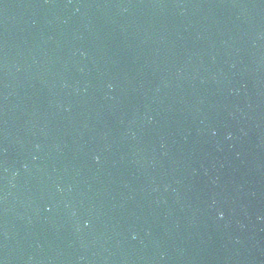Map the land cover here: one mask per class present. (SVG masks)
<instances>
[{
	"label": "water",
	"instance_id": "95a60500",
	"mask_svg": "<svg viewBox=\"0 0 264 264\" xmlns=\"http://www.w3.org/2000/svg\"><path fill=\"white\" fill-rule=\"evenodd\" d=\"M0 264H264V0H0Z\"/></svg>",
	"mask_w": 264,
	"mask_h": 264
},
{
	"label": "clouds",
	"instance_id": "9594fccd",
	"mask_svg": "<svg viewBox=\"0 0 264 264\" xmlns=\"http://www.w3.org/2000/svg\"><path fill=\"white\" fill-rule=\"evenodd\" d=\"M222 215V214H221Z\"/></svg>",
	"mask_w": 264,
	"mask_h": 264
}]
</instances>
